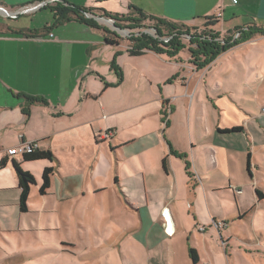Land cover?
Wrapping results in <instances>:
<instances>
[{
	"label": "crops",
	"instance_id": "1",
	"mask_svg": "<svg viewBox=\"0 0 264 264\" xmlns=\"http://www.w3.org/2000/svg\"><path fill=\"white\" fill-rule=\"evenodd\" d=\"M41 3L46 6L29 10ZM56 3L93 11L86 17L97 27L74 15L58 23ZM0 7L8 13L0 12V162L7 160L0 170V254L17 253L24 215L34 211L30 202L36 196L40 224L43 213L54 210L56 230L66 228L49 251L96 258L98 248L105 264L201 263L196 234L225 223L228 213L221 209H231L220 192L227 190L238 202L244 193L234 188L249 186L241 167L234 176L230 165L246 157L249 174L250 154L253 179L252 141L258 136L264 144V124L246 115L243 122L232 121L230 114L235 109L239 115V109L223 95L220 77L236 71L250 89V50L263 47L256 41L264 36L231 49L246 61L218 57L199 69L187 39L175 57L148 50L132 56L129 35L99 18L102 11L134 18L135 8L190 33L202 32L212 19L210 29L223 38L264 27V0H0ZM160 30L167 42L168 30ZM107 36L118 44H107ZM25 98L46 105L29 106ZM23 143H37L54 160L27 163L7 155ZM15 162L37 181L28 213L19 209ZM47 167L54 169L51 187L40 195ZM52 223L50 218L47 227ZM190 247L197 250V263Z\"/></svg>",
	"mask_w": 264,
	"mask_h": 264
},
{
	"label": "rangeland",
	"instance_id": "2",
	"mask_svg": "<svg viewBox=\"0 0 264 264\" xmlns=\"http://www.w3.org/2000/svg\"><path fill=\"white\" fill-rule=\"evenodd\" d=\"M184 42L189 45L187 40ZM256 44L264 45V40H257ZM245 45L248 47L249 44ZM235 51L236 49L229 50L219 58L222 61L233 58L234 62L236 60L246 61L241 51ZM250 51L249 59L255 61V74L250 89L245 88L246 82L242 75L236 71L230 78L225 75L220 77V83L223 87V95L230 96L234 102L233 106L239 109V115H236L237 110L235 109H233V113H229L232 121L243 122L242 116L246 115L260 125L264 124V109L262 110L264 107V46H258ZM260 128L262 131L264 130L262 126ZM259 141L260 137L257 136V143L252 141L251 145L253 179L248 173L246 174V157L245 159L237 158L236 163L230 165L234 176L236 167H241L249 186L236 187L244 193L238 202L227 190L220 192L223 201L228 200L231 203V209L226 207L225 211L221 209L225 214L228 213V216L225 215L227 217L223 223V230H217L216 225V228L213 225H206L208 232L195 236L199 245L201 259L199 264H264V199L259 201L254 190V186L258 187L264 194V144ZM225 182L226 180H223L220 183L223 189L226 186ZM38 201L39 199L34 196L30 202L34 211L24 215L26 227L20 233L16 243L17 253L8 258L0 254L1 264H15L14 262L17 263V261L20 262L19 264H105L104 254L98 248L97 250L101 254L98 253L96 258L88 257L82 252H79L78 256H74L67 253L61 254L54 249L49 251L55 246L50 242L58 240L60 235H66V228L61 226L59 232L56 230L55 220L59 215L54 210H50L51 213H43L42 224H40ZM240 214L242 218L239 219ZM50 218L53 223L47 227ZM73 237L75 240H79L80 246L84 245L77 235L73 234ZM84 241H87L86 236H84ZM177 258L179 259V254Z\"/></svg>",
	"mask_w": 264,
	"mask_h": 264
},
{
	"label": "trees",
	"instance_id": "3",
	"mask_svg": "<svg viewBox=\"0 0 264 264\" xmlns=\"http://www.w3.org/2000/svg\"><path fill=\"white\" fill-rule=\"evenodd\" d=\"M63 3V2H62ZM55 20L58 23L70 21V15L74 17L81 23L90 26L97 27L92 19L87 18L86 16L93 11H85L83 9H75L74 7H66L63 4L56 3L52 10ZM132 14L129 16H120L112 15L106 11H102V17H106L114 20L115 26L121 30H128L138 32V36H135L134 33L129 34V41L133 44L132 49L129 54L132 56H138L143 54L145 51H154L159 54H167L170 57H175L178 53L185 48L187 45L183 43L182 39H187L189 44V51L191 54L192 61L199 69H204L210 64H212L220 55L226 53L227 51L233 49L234 47L248 42L253 39L255 36H264V27H251L247 30L239 31L238 38L235 39V35L221 37V35L210 29V26L214 25L212 19L207 20L205 24V29L202 30L199 34L190 33L188 29L183 31L182 29L174 26L173 24L164 23L159 19L146 16L142 11L133 8ZM153 28L155 34L147 33V30ZM164 27L168 30V39L167 42L162 41L165 38L160 28ZM134 32V31H133ZM108 33V31H106ZM186 37V38H185ZM105 42L109 45H116L118 41L105 37ZM28 101V105L40 104L46 105V103L40 99H30L25 98ZM241 128H233L231 132H239ZM25 144V143H23ZM36 149H33L30 153H25L22 155V159L27 163H34L39 161H53L54 156L50 151L39 150L38 144ZM250 154L248 155V172L249 175H252L251 172V161ZM7 165V160H2L0 162V170L5 168ZM14 168L18 178L19 189L21 190L19 209L21 213L29 212V198L31 194V189L37 185L36 178L30 172H27L22 169L20 164L14 163ZM54 173V169L51 167L45 168L42 174V182L39 190L40 195H47L51 187V179ZM255 193L259 198V201L264 199V194L260 188L255 189ZM242 218V216L240 217ZM218 229H222L218 228ZM189 255L194 263L198 262V253L197 250L193 247L189 248Z\"/></svg>",
	"mask_w": 264,
	"mask_h": 264
},
{
	"label": "built area",
	"instance_id": "4",
	"mask_svg": "<svg viewBox=\"0 0 264 264\" xmlns=\"http://www.w3.org/2000/svg\"><path fill=\"white\" fill-rule=\"evenodd\" d=\"M46 6V3H41L40 5H38L37 7L33 8V9H29V10H35V9H38V8H41V7H45ZM4 14H8L6 10H4ZM105 21V20H104ZM114 22V21H113ZM113 24H109V26L112 27ZM121 32H124L126 35H129L130 34V31L128 30H121ZM147 33H150V34H155L154 31L152 30H148ZM239 34H236L235 35V39L238 38ZM51 37H53V35H51ZM37 148V145L35 143H25V144H22L20 145L19 147H16V148H13V149H10L7 151V155L9 157H16V156H22L24 155L25 153H30L33 149H36ZM234 191L235 193L237 194H242V190H240L239 188H234ZM162 215L164 216V218L166 219V213L163 212ZM217 228H221L223 227V223H219L216 225ZM201 231H204L205 229L202 228L200 229Z\"/></svg>",
	"mask_w": 264,
	"mask_h": 264
},
{
	"label": "water",
	"instance_id": "5",
	"mask_svg": "<svg viewBox=\"0 0 264 264\" xmlns=\"http://www.w3.org/2000/svg\"><path fill=\"white\" fill-rule=\"evenodd\" d=\"M0 12H1V13H4V9L1 8V7H0ZM104 20L107 21L106 23H107L108 25H109V24H113L112 27H113L114 29L120 30L119 28H117V27L115 26V22H113L114 20L109 19V18H106V17H105V18H102V17L99 18V21H104Z\"/></svg>",
	"mask_w": 264,
	"mask_h": 264
},
{
	"label": "bare ground",
	"instance_id": "6",
	"mask_svg": "<svg viewBox=\"0 0 264 264\" xmlns=\"http://www.w3.org/2000/svg\"><path fill=\"white\" fill-rule=\"evenodd\" d=\"M105 21H106V20H105ZM105 21H104V22H105ZM106 22H107V21H106Z\"/></svg>",
	"mask_w": 264,
	"mask_h": 264
}]
</instances>
